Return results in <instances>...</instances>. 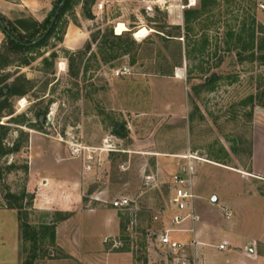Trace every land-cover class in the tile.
Instances as JSON below:
<instances>
[{
    "label": "rangeland",
    "instance_id": "obj_1",
    "mask_svg": "<svg viewBox=\"0 0 264 264\" xmlns=\"http://www.w3.org/2000/svg\"><path fill=\"white\" fill-rule=\"evenodd\" d=\"M61 1L36 19L20 0H0V17L24 36L23 22L40 25ZM260 2L72 0L50 40L20 53L0 24V90H27L0 96V264L34 254L36 264H166L150 235L193 227L202 261L228 240L240 264H264V179L252 165L255 131L264 135ZM191 8L201 12L188 25ZM121 22L129 35L111 37ZM142 27L150 34L138 39ZM105 39L128 53L107 61ZM124 66L132 74L115 77ZM172 66L174 76L160 74ZM189 162L200 220L176 225L171 179ZM120 197L131 205L115 208ZM175 236L191 247L193 233Z\"/></svg>",
    "mask_w": 264,
    "mask_h": 264
},
{
    "label": "built area",
    "instance_id": "obj_2",
    "mask_svg": "<svg viewBox=\"0 0 264 264\" xmlns=\"http://www.w3.org/2000/svg\"><path fill=\"white\" fill-rule=\"evenodd\" d=\"M192 1V0H191ZM185 7V6H184ZM105 8V2H100L97 6V10L102 12ZM261 8L264 10V0L261 3ZM116 34L117 27H116ZM120 35V34H118ZM132 69L129 66H124L117 70H114L115 77H121L131 75ZM194 158V157H193ZM170 192L172 193L170 202L174 208L172 221L176 225H183L190 221L193 226L200 220V216L197 214L196 209V182L194 177V166L191 162L184 167L182 173L175 174L171 179ZM113 205L117 209L127 208L131 205L129 198L120 197L113 201ZM227 218H231V212L227 211ZM193 233L194 237L191 242V246L196 247L202 244L195 237V228H167L157 232H153L149 237L148 244L167 250L168 259L166 264H204L202 259L197 255L190 256L186 253L190 244L179 239L175 234ZM229 246V242L224 240L217 245L219 250H224Z\"/></svg>",
    "mask_w": 264,
    "mask_h": 264
},
{
    "label": "trees",
    "instance_id": "obj_3",
    "mask_svg": "<svg viewBox=\"0 0 264 264\" xmlns=\"http://www.w3.org/2000/svg\"><path fill=\"white\" fill-rule=\"evenodd\" d=\"M62 2V1H61ZM72 3V0H66L63 7L61 8L59 14L57 15V18L53 24L52 27L51 26V18H53V16H55L56 14V11L55 13H53L52 17H48L43 23H41L40 25L39 24H35V23H30L28 24L27 22H23V28L24 30H26V34L24 36L21 35V33H15V31L17 30L16 28L15 29H8V27L6 26V29L7 30H3L5 33L6 31H9L10 34H6L7 37H8V41H9V46H10V51L12 53H20V52H29V51H32L34 50L35 48H40L42 47L43 45H45L48 40H50V38L53 36V34L55 33V31L57 30L58 28V25H59V21L61 19V16L64 14V12L70 7ZM201 11L199 10H196V9H189L185 12V17H186V22L188 23V25L190 24V19H191V16L193 15H199ZM87 16L90 18L92 17V13L91 12H88L87 13ZM42 28V29H41ZM43 28H44V31L49 30V32L47 33L46 37L43 38L41 41H39L37 44H32L34 41H36L37 39H39L41 36H43L42 34V31H43ZM17 32V31H16ZM262 33L264 34V30L262 31ZM124 34H127L129 35V31L127 32H124ZM124 34H120V35H114L113 31H111V34L110 36L111 37H115V38H118V39H123V35ZM165 39L167 40H172L174 38V35H171L170 33H167L165 34ZM94 39L96 40V37H94ZM106 39L109 40V37H106ZM105 39V46H107L106 49H109V51H107V55L106 56V60L107 61H111L112 59L118 57L121 53H128L126 50L127 48L126 47H120L118 48L117 52L115 51L116 48H114L113 44L106 40ZM127 39L130 40L131 37L130 36H127ZM87 49L90 51L91 50V46L89 45L87 47ZM119 54V55H115V54ZM181 55V54H180ZM1 58L3 59L4 56L1 55ZM176 59V58H175ZM261 59L263 60L264 62V54L261 55ZM181 64V62H180ZM0 65L2 66V63H0ZM174 66L170 67V69L168 70H162V72L160 74L162 75H167V76H174V70H173ZM210 81H215V77H210L209 78ZM7 89V91L4 92V90ZM26 87L23 85V84H20L19 81H15L13 84H10V85H6L5 88H2L0 90V96L2 95H20V96H23L26 94ZM4 104V105H3ZM1 108L2 107H6L7 104L3 103ZM38 115H41L38 114ZM115 134L119 137H126V132H125V129L123 126H116L115 127V130H114ZM0 138H1V135H0ZM1 141V139H0ZM19 149V147L17 146V150ZM20 218V217H19ZM24 229H25V235L28 239L30 240H36V237L39 235V233L37 231H35L33 228H31L29 226V224H24ZM43 234H45L46 231H49V228L47 227L45 230H43ZM53 231V230H52ZM36 256L35 254L31 256V259H29L25 264H33L34 260H36Z\"/></svg>",
    "mask_w": 264,
    "mask_h": 264
},
{
    "label": "crops",
    "instance_id": "obj_4",
    "mask_svg": "<svg viewBox=\"0 0 264 264\" xmlns=\"http://www.w3.org/2000/svg\"><path fill=\"white\" fill-rule=\"evenodd\" d=\"M262 1L263 0H261L260 2V6H261ZM51 2L52 0H20L19 5L28 8L32 12V14L35 15V17H37L36 19H41V18L44 19L43 17L45 16H42V9L46 8L49 11L52 7ZM252 154H253L252 155V165H253V170H254L253 173L258 175V176L255 175L256 177L264 179V135L263 133H256L255 131ZM200 236H201V232H196L195 237L197 238V240L199 239ZM199 246L201 245H197L196 247L194 246L189 247L188 249L190 253L187 251L186 253L190 256L197 255L199 257L200 252H202V250H205L204 248L200 250ZM228 247L224 250H219L215 245L216 252L218 253V258H216L215 260H212L209 257V252H206L207 257L202 256V258L205 260V261L203 260V263L204 264H240L241 257L238 256V254H236L237 253L236 250H233L232 248H228ZM16 253L18 255L17 251ZM37 261L35 260L33 264H36ZM16 263L19 264L18 256H17Z\"/></svg>",
    "mask_w": 264,
    "mask_h": 264
},
{
    "label": "bare ground",
    "instance_id": "obj_5",
    "mask_svg": "<svg viewBox=\"0 0 264 264\" xmlns=\"http://www.w3.org/2000/svg\"><path fill=\"white\" fill-rule=\"evenodd\" d=\"M194 5L196 4L193 3L191 6H194ZM116 27H117L118 34H124V32L129 31V28L123 22L119 23ZM149 34H150V31L146 27H142L135 32V37L138 39H142V38L147 37ZM24 103H25V100L22 102L23 107H25Z\"/></svg>",
    "mask_w": 264,
    "mask_h": 264
},
{
    "label": "water",
    "instance_id": "obj_6",
    "mask_svg": "<svg viewBox=\"0 0 264 264\" xmlns=\"http://www.w3.org/2000/svg\"><path fill=\"white\" fill-rule=\"evenodd\" d=\"M65 1L66 0H62V2L60 3V5H59V7H58V9L56 11V14H55V16H54V18L52 20V23H51V26L50 27L53 26V24H54V22H55V20L57 18V15L59 14L61 8L63 7ZM0 24H1L2 28H3V30H7L6 29V26H5V24H4V22H3V20H2L1 17H0ZM49 30H50V28L45 32V34L43 36H41L39 39H37L36 41H34L32 44H37L39 41H41L43 38H45L46 35H47V33L49 32ZM6 34H10L9 31H6ZM49 119L51 120V118H49ZM212 201L215 202V203H217L218 202V197L217 196H213L212 197Z\"/></svg>",
    "mask_w": 264,
    "mask_h": 264
}]
</instances>
